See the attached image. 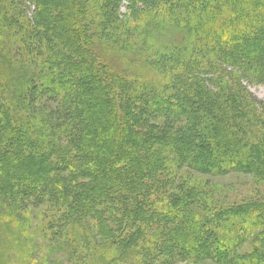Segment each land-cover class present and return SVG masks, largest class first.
<instances>
[{"label": "trees", "instance_id": "trees-1", "mask_svg": "<svg viewBox=\"0 0 264 264\" xmlns=\"http://www.w3.org/2000/svg\"><path fill=\"white\" fill-rule=\"evenodd\" d=\"M0 65L7 244L64 249L89 224L112 264H264V197L226 204L204 179L264 185L246 86L264 85V0H0Z\"/></svg>", "mask_w": 264, "mask_h": 264}, {"label": "rangeland", "instance_id": "rangeland-1", "mask_svg": "<svg viewBox=\"0 0 264 264\" xmlns=\"http://www.w3.org/2000/svg\"><path fill=\"white\" fill-rule=\"evenodd\" d=\"M125 12L126 4L122 8V13ZM105 52L107 60L115 68L116 72L122 73L126 70L128 74H134L135 68L131 66L134 64H131L134 60L131 55L114 51L111 46H106ZM0 76L6 80L11 79V77L15 79V72L13 73V70L5 65H0ZM246 86L248 91L257 99L264 101V85L246 83ZM204 179L209 181L210 187L212 186L218 191L219 197L226 204L240 203L259 198L260 196L264 197V185L257 184L256 180L250 175L204 176ZM32 219L33 226H36L38 219L35 215H32ZM87 226V241L85 237L81 236L82 233H76L75 238L71 237L72 245L65 242L66 247L64 249L61 247L46 252V249L42 248V244L45 242L37 233L24 232V236H21L19 228L17 230V234H19L17 242L13 243V245L7 244L10 237L16 235L11 232V228H9L8 232H2L4 224L0 217V264H20L21 255L24 257L23 264H112L111 261L114 258L113 250H108L101 243L102 237H99L98 231L94 230L92 225L88 224ZM73 240H76V242ZM81 256L86 258H83V263L82 261L78 263L81 260ZM142 257L137 250L130 251L125 258L118 261V264H137L143 259Z\"/></svg>", "mask_w": 264, "mask_h": 264}]
</instances>
